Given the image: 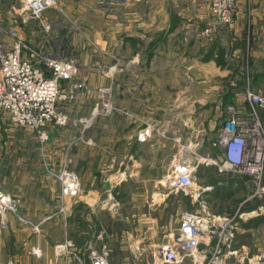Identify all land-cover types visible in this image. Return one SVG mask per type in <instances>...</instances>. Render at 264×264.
I'll use <instances>...</instances> for the list:
<instances>
[{
	"label": "crops",
	"instance_id": "crops-1",
	"mask_svg": "<svg viewBox=\"0 0 264 264\" xmlns=\"http://www.w3.org/2000/svg\"><path fill=\"white\" fill-rule=\"evenodd\" d=\"M152 2L144 9L133 6L140 14L132 15L128 34L117 36L124 49H114L115 59L105 47L91 46L88 33L85 39L81 36L72 43L82 65L90 68L86 75L89 83L111 85L113 80L118 111L96 117L87 127L84 141L78 140L84 128L72 116H90L95 105L91 98L66 106L63 103L73 120L65 127L51 124L45 142L35 132L15 128L6 115L0 118V188L20 197L24 216L40 223L35 231L19 224L12 213L8 216L9 226L4 227L0 221V264H64L65 257L57 260L55 246L82 245L74 221L84 216L82 206L90 207L97 215L100 177L111 156L118 157V172L142 173L155 168L159 172L163 164L145 165L139 147L154 146L157 139L161 142L172 137L185 141L187 135L191 140L211 143L217 137L225 106L245 102L250 74L253 89L264 93V0H238L233 30L223 36L207 32L213 25L210 0ZM23 29L28 28L25 25L18 29L21 36ZM53 33L33 30L35 47L56 52ZM70 46L66 42L68 52L73 50ZM101 61L112 65L102 72L98 68ZM261 113L264 118V110ZM186 114H190L188 119ZM146 122L160 126L165 137L155 135L147 142L139 141L138 132ZM122 125L129 127L128 132L121 130ZM109 126H115L112 135L107 134ZM64 160L66 167L80 176L79 199L62 196L55 172L62 170ZM258 193L263 195L260 203L264 206V192ZM257 217L263 222L258 224L257 233L264 238V214ZM241 248L246 245H235L238 251ZM257 257V262L251 264H264V244H258Z\"/></svg>",
	"mask_w": 264,
	"mask_h": 264
},
{
	"label": "built area",
	"instance_id": "built-area-1",
	"mask_svg": "<svg viewBox=\"0 0 264 264\" xmlns=\"http://www.w3.org/2000/svg\"><path fill=\"white\" fill-rule=\"evenodd\" d=\"M19 1L22 4V19L40 20L42 26L51 31L55 22L53 19H46L45 14L54 6L55 0ZM237 11L238 0H210L213 25L207 32L221 36L231 32ZM5 34H10L13 38L14 44L9 47H12L11 52L17 58L15 64L9 67L6 66L9 63V52L2 46ZM19 35L18 29H4L0 26V113L6 112L15 128L30 129L41 142L47 141L50 137L48 127L51 124L65 127L72 120L71 114L63 109L61 103L79 100L83 92H94L100 112L111 114L114 110L111 101L112 85H89L87 70L77 56L67 52L66 47L48 54L38 50L31 54L28 51L32 59L25 57L22 50L30 47ZM73 79L76 81L73 82ZM62 80L72 83L67 91H63L65 86L61 84ZM245 97L243 104L225 106L216 131L217 137L211 140L210 151L201 155L195 153L192 160L185 159L184 153L181 155L182 158L169 177L172 188L178 192L190 193L198 166L206 164L217 167L223 174L248 176L258 187L253 197L258 192H264V118L261 113L264 110V93L253 89L250 78ZM160 131L162 129L156 123L146 122L138 139L147 142L153 134ZM59 173L57 177L61 182L62 196L77 194L80 186L78 177L66 169ZM246 201L231 214L217 215L205 208L182 212L178 226L155 244L156 260L163 264H185L188 261L192 264H246L236 257L238 250L235 249L241 219L247 214L241 212ZM21 207L20 197L0 188V218L4 227L7 226L9 213L22 215L19 213ZM253 213L264 214V206ZM21 220L30 223L35 231L39 230L40 224L35 225L26 216ZM104 250L96 248L92 243L83 248L66 245L57 251L56 256L57 260L64 256V264H110ZM33 253L38 251L33 249Z\"/></svg>",
	"mask_w": 264,
	"mask_h": 264
},
{
	"label": "rangeland",
	"instance_id": "rangeland-1",
	"mask_svg": "<svg viewBox=\"0 0 264 264\" xmlns=\"http://www.w3.org/2000/svg\"><path fill=\"white\" fill-rule=\"evenodd\" d=\"M151 3L153 4L152 0H55L54 6L47 10L45 14V18L52 16L55 19V25L50 32H45L42 29V23H39L40 20L31 18L22 19L23 15L20 14V11H22V4L19 0H0V26L4 29L14 28L19 30L22 26H27V31L23 29V33L25 35L27 34V37L25 35L23 36V33V37L21 34L19 35L24 40L25 44L30 47L22 50V55L27 58L32 59L28 51H30L31 54L32 51L37 50L44 54L52 53L45 52L43 51L44 49L40 47H35L37 43H35L36 37H34L35 34H33L34 30L37 33L44 32L48 35L54 32L55 34L53 33L54 35L51 38L55 39L58 45L56 52L60 47H66V42L67 44H71L70 47L73 49V41L75 42L76 38H80L81 36L85 39L88 33L91 39V46L105 47L104 49L110 53L112 59H115L117 56L114 54V49H124V46L119 45L117 36L128 34L132 15L134 16L136 12L140 14L138 7L135 8L133 6H139L144 9V7L146 8ZM144 13L145 12H143V14ZM5 36L6 41L13 39L10 34H5ZM99 42L101 44H99ZM10 46L12 45L10 44ZM66 49L68 52L67 47ZM68 53H72L80 60L76 49ZM111 65H109L107 61H101L98 68L100 71L105 72ZM83 67L87 70V75L90 68L85 65H83ZM242 72L241 74L243 75ZM113 78L114 74L110 79ZM249 78L253 83L251 74ZM74 81H76V79H73V82ZM62 83L65 86L63 91H67L72 85L71 82L66 83L64 80H62L61 84ZM89 85L93 87L101 86H95L92 83H89ZM111 85H114L113 80ZM90 98L95 101L91 115L83 118L72 116L77 120L76 124L84 128L78 138L79 142L84 141L85 131L87 127L92 125L96 117L109 116L102 111L100 112V106H96L98 98L94 92L91 94L84 92L80 94L81 100H88ZM114 98L113 92L111 101L114 110L110 115L116 112ZM76 101L77 100L73 102ZM73 102L64 101L61 105L64 103L66 106ZM188 106L187 103L185 110L187 113L189 112ZM63 109L70 112L67 108ZM199 110L200 109L197 111ZM202 111L204 110H201L200 113ZM6 114V112L4 114L0 113V118L4 117ZM189 115L190 114H186L187 119ZM201 117L204 118V116ZM120 128L121 130L124 129L125 132L129 130V127L126 125H122ZM114 129L115 126L107 127V134L112 135L115 131ZM23 131L26 130L23 129ZM29 131L33 132L32 130ZM124 131L122 133H124ZM186 131L189 132V127L186 128ZM155 135L160 137L166 134H164V130H162L160 133L156 132ZM155 135L153 134L151 138L155 137ZM172 138L161 142L155 139L156 145H148L144 148L142 146L139 147V153H142L141 159L145 165L149 166V163L163 164L165 170L162 169L159 172H157V168H155L154 171L146 169L142 173L118 172L119 167L117 168V166H115L118 162V157H110L104 169L105 173L100 177V206L99 208L98 205L94 206V208L96 207L95 212L97 208L99 211L96 213L97 215H94L95 213L91 211L92 209L90 207H88V209L83 206L80 207V210L84 212V216L74 221V225L75 227L78 226L79 231L77 235L79 241H82V245L76 247L75 243L72 247L83 248L92 243L98 249H105L104 251H106L109 257L110 264H163L156 260L154 246L178 226L182 212L205 208L207 211L209 210L217 215H224L226 213L231 214L238 210L242 202L251 199V201L245 203L241 207V212H246L247 214L241 219L240 231L235 245L237 247H240L241 243L242 245H246V248H241V250L237 252V258L246 264H251V262L256 263L258 258V244L261 243V245H263L264 238H261L257 233V226L262 221L257 219L259 217H257V214L253 213V211L261 207L260 202L263 198L261 196L263 195L258 193L250 199L249 197L251 194L253 195L254 191H257V183H253L254 181L248 178V176H235L231 173L223 174L213 165L201 164L197 168L193 189L190 193L176 191L170 185L169 177L174 170V166L177 165L178 160L182 158L181 155L184 153L185 159L192 160L193 156L196 155L195 153L201 155V153L204 154L210 151V143H208L207 140L204 142L191 140L188 135L185 141L179 140L178 142L175 140L176 138H173V141ZM160 143H163L161 144V149L158 146ZM62 163V169L74 173L79 179V191L77 194L71 196L74 199H79V197L82 196L80 176L75 171L66 167L67 160H64ZM156 166L158 167L160 165ZM124 167H122V169L126 168ZM59 172H55L56 175L60 174ZM55 173L53 175H55ZM133 193H135V195H133ZM19 213L24 215L21 210ZM14 215L19 224L32 226L30 223H24L21 220L24 216ZM29 221L35 225L40 224L30 219ZM6 225L9 226L8 220L6 221ZM65 246L66 244L56 245V254L58 253L57 251L63 249ZM249 258L254 259L250 261Z\"/></svg>",
	"mask_w": 264,
	"mask_h": 264
},
{
	"label": "bare ground",
	"instance_id": "bare-ground-1",
	"mask_svg": "<svg viewBox=\"0 0 264 264\" xmlns=\"http://www.w3.org/2000/svg\"><path fill=\"white\" fill-rule=\"evenodd\" d=\"M50 2H51V0H50ZM52 17V16H51ZM51 17H46V19H49V18H51ZM52 19L54 20V22H55V19L52 17ZM40 24H41V21L39 22ZM42 26V25H41ZM42 29L45 31V32H50L49 30H46V28L45 27H43L42 26ZM5 39V38H4ZM14 40L13 39H11L10 41H3V43H2V46L9 52L8 54V60H9V63H7L6 64V66L7 67H9L10 65H12V64H15V62H16V60H17V58H16V56H15V54H13L12 52H11V48L12 47H9L10 46V44L11 45H13L14 43ZM8 98L9 99H11V96H8ZM9 118V117H8ZM28 130H30V129H28ZM199 257V256H198Z\"/></svg>",
	"mask_w": 264,
	"mask_h": 264
}]
</instances>
